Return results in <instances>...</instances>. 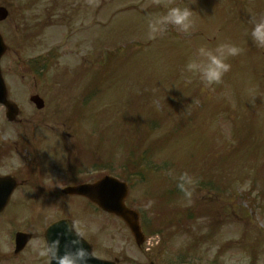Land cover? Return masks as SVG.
I'll return each mask as SVG.
<instances>
[{"label": "rangeland", "instance_id": "374dc122", "mask_svg": "<svg viewBox=\"0 0 264 264\" xmlns=\"http://www.w3.org/2000/svg\"><path fill=\"white\" fill-rule=\"evenodd\" d=\"M0 6L7 10L0 34L8 48L0 70L20 111V124H9L0 108L7 158L1 172L31 169L35 154L41 169L31 186L42 193L14 198L0 217V264L15 232L10 223L42 238L48 224L64 218L81 222L96 258L119 264H264V49L245 37L250 17L264 15V0ZM166 6H190L196 29L150 37L146 18ZM224 41L244 51L229 60L221 84L208 88L184 72L200 45ZM34 95L42 111L29 102ZM78 168L90 173L73 177ZM183 172L212 191L196 186L188 202L175 187ZM103 175L127 184L126 204L146 221L143 247L120 220L54 193ZM148 200L154 204L145 212Z\"/></svg>", "mask_w": 264, "mask_h": 264}, {"label": "clouds", "instance_id": "9594fccd", "mask_svg": "<svg viewBox=\"0 0 264 264\" xmlns=\"http://www.w3.org/2000/svg\"><path fill=\"white\" fill-rule=\"evenodd\" d=\"M163 14H149L146 18L150 37L163 36L169 28L181 34H190L196 29L198 17L190 6H166ZM245 30L247 41L257 49H264V15H253ZM243 48L231 41L218 43L215 47L200 45L194 57H190L184 66V72L199 80L205 87L211 88L223 82L232 65L231 58L239 56ZM198 179L188 172L176 177V186L188 202L192 201ZM243 190V187H241ZM154 201L148 200L142 207L150 212ZM84 228L79 220H69L64 233L43 244L35 245L33 253L45 261V264H89L92 253L84 247Z\"/></svg>", "mask_w": 264, "mask_h": 264}, {"label": "water", "instance_id": "95a60500", "mask_svg": "<svg viewBox=\"0 0 264 264\" xmlns=\"http://www.w3.org/2000/svg\"><path fill=\"white\" fill-rule=\"evenodd\" d=\"M6 16V13L0 10V20H3ZM4 46L0 39V58L4 53ZM33 101L37 105L38 108L41 107L42 102L33 98ZM0 104L6 107L7 109V118L9 120H13L17 115V108L14 105H11L6 100V91L1 79L0 75ZM65 194L70 195H78L89 199L92 203L96 204L101 210L115 215L120 218L122 221L126 223L128 228L130 229L132 235L134 236L137 244H141L143 241V237L141 235L139 225H138V217L136 213L128 210L124 206V200L126 198V186L124 184H120L115 180L105 178L94 185H87L76 187L72 189H67L64 191ZM10 195V190H7L3 196L0 198V209H2ZM68 221H61L52 225L45 234L46 240L55 239L61 236L64 233L65 225ZM84 247L91 252L90 247L84 242ZM89 264H113L108 262H103L96 260L92 257V260L89 261Z\"/></svg>", "mask_w": 264, "mask_h": 264}, {"label": "flooded vegetation", "instance_id": "af4514ba", "mask_svg": "<svg viewBox=\"0 0 264 264\" xmlns=\"http://www.w3.org/2000/svg\"><path fill=\"white\" fill-rule=\"evenodd\" d=\"M6 134V133H5ZM1 149H0V177L3 176V177H10L12 178L13 180H15V183L17 185V188L16 190L14 191L13 194H20V190H23L22 191V195H26V196H35V193L33 191H29L31 188H30V183H33V182H36L39 180V174L36 175V173H39L40 171V164L38 166H36L34 164V162L37 160L35 159V156L32 155L31 157V160H28V164L31 166V169H28L29 167H27L28 170H25L24 169H21L20 167H17V169H14L12 172V175H9L7 172V174L1 172V169L3 168L2 166V163L5 162V160H7L6 158V154L5 153H1ZM10 161V160H9ZM23 170V171H22ZM28 189V190H27ZM59 191H56L55 194H57ZM31 241L28 243V245L23 248L22 252L19 253L18 255H11V247H9V255L7 256V251L5 253L4 256H6L4 259H5V263L6 264H45V261L42 260L41 258L37 257L32 249L35 245H39V244H43L44 241L43 240H40L38 237H36L34 234L31 235ZM35 243V245L33 244ZM33 244L32 247H29V245ZM29 255V256H27ZM25 259V261H24ZM2 263V262H0ZM154 263V262H153ZM155 264V263H154Z\"/></svg>", "mask_w": 264, "mask_h": 264}, {"label": "trees", "instance_id": "16d2710c", "mask_svg": "<svg viewBox=\"0 0 264 264\" xmlns=\"http://www.w3.org/2000/svg\"><path fill=\"white\" fill-rule=\"evenodd\" d=\"M151 155H153V154H151ZM145 156H147V154L146 155H143L142 154V157H145ZM257 183H258V181H256V180H254L253 181V185H257ZM203 185H205L204 183H199L198 185H197V187H199V186H203ZM207 186V185H206ZM176 188H177V186H175ZM178 189V188H177ZM179 190V189H178ZM181 193V192H180ZM171 195H173L172 193H170ZM180 195H182V193L180 194Z\"/></svg>", "mask_w": 264, "mask_h": 264}]
</instances>
